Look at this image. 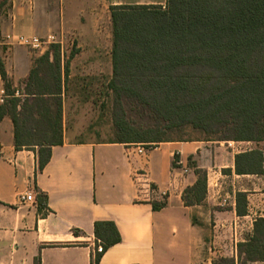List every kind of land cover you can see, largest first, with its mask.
I'll return each mask as SVG.
<instances>
[{
  "label": "crops",
  "instance_id": "crops-1",
  "mask_svg": "<svg viewBox=\"0 0 264 264\" xmlns=\"http://www.w3.org/2000/svg\"><path fill=\"white\" fill-rule=\"evenodd\" d=\"M165 2L0 0V34L56 32L93 51L104 7L110 14L113 5ZM85 48L69 62L87 53ZM43 53L0 45L7 81L20 97ZM66 134L62 143L51 146L48 162L37 171V147L16 150L12 120L7 114L0 120V264H34L37 256L40 264H90L95 220L113 221L121 236L98 264H212L218 256L235 257L236 244L249 237L253 219L264 217V162L261 174L234 173V155L256 147L254 142L169 140L138 153L135 145L142 142L74 141ZM190 155L206 171V196L188 206L181 196L196 180L188 165ZM37 190L47 198L45 215L36 208ZM237 191L247 195L243 216L235 211ZM21 193H30L34 200L18 202ZM151 200L166 204L154 211ZM49 243L57 245L43 246ZM250 264H264V257Z\"/></svg>",
  "mask_w": 264,
  "mask_h": 264
},
{
  "label": "trees",
  "instance_id": "trees-1",
  "mask_svg": "<svg viewBox=\"0 0 264 264\" xmlns=\"http://www.w3.org/2000/svg\"><path fill=\"white\" fill-rule=\"evenodd\" d=\"M158 4H120L110 6L112 26L109 88L118 100L136 98L166 127L190 124L206 134H219L216 140L251 141L256 147L234 155V173L261 174L264 162V0H253L230 18L228 28L212 32L196 29L184 0ZM201 23L206 19H201ZM211 24V23H210ZM52 59L49 61V55ZM61 63L59 45L52 44L30 69L22 91L7 81L0 61V76L8 94L0 104V120L7 114L14 127V147L36 151V170L50 158L51 146L62 143V94L68 76L69 60ZM119 101V100H118ZM121 115L113 121L115 142L157 143L169 141L159 129L137 130ZM178 156L174 155L172 165ZM188 165L195 182L182 192L185 205L202 203L206 196V171L192 156ZM36 208L46 213V195L37 190ZM156 211L165 201L151 200ZM238 216L247 213V195L235 193ZM78 231L73 230L76 234ZM94 247L90 264H98L102 254L121 240L111 220L93 223ZM49 243L43 246H55ZM264 257V217L252 222V232L236 244V256H218L212 264H250ZM40 264V257L34 259Z\"/></svg>",
  "mask_w": 264,
  "mask_h": 264
},
{
  "label": "rangeland",
  "instance_id": "rangeland-1",
  "mask_svg": "<svg viewBox=\"0 0 264 264\" xmlns=\"http://www.w3.org/2000/svg\"><path fill=\"white\" fill-rule=\"evenodd\" d=\"M184 1L190 7V15L193 16L192 19L190 17V21L195 30L202 28L206 32L219 28L227 29L229 19L239 15L247 4L253 2V0ZM165 5L162 7H166ZM98 19L97 35L95 42L92 43L93 51L85 44L78 47V39L75 37H64L63 43L59 46L62 64L72 52H75L76 56L84 47H86L84 51H87L77 57L75 62H69L68 76L62 94L63 131L70 140H114L116 129L113 119L116 114L121 113L137 130L159 129L164 138L171 140L205 141L220 137L219 134H206L190 124L167 128L166 121L155 117L150 109L136 98L123 96L118 101L109 88L112 74V26L109 8L104 7ZM201 19H206V22L201 23ZM224 186L225 189L228 188V184Z\"/></svg>",
  "mask_w": 264,
  "mask_h": 264
},
{
  "label": "built area",
  "instance_id": "built-area-1",
  "mask_svg": "<svg viewBox=\"0 0 264 264\" xmlns=\"http://www.w3.org/2000/svg\"><path fill=\"white\" fill-rule=\"evenodd\" d=\"M63 43V37L60 33L50 32L45 35H24V34H14L12 32H6L0 34V45L12 46L21 45L28 49L34 51L35 53H43L49 50L52 44H57L61 46ZM19 91H15L16 96H20ZM8 94L3 86H0V104L4 103ZM138 153H144L146 147L151 148L152 143H137ZM34 196L30 193H21L18 195V202L23 203L26 201H33ZM96 252H101L102 247L100 244L95 247Z\"/></svg>",
  "mask_w": 264,
  "mask_h": 264
}]
</instances>
